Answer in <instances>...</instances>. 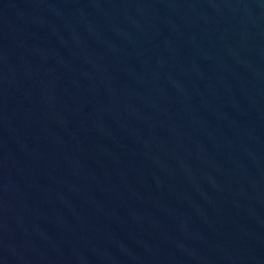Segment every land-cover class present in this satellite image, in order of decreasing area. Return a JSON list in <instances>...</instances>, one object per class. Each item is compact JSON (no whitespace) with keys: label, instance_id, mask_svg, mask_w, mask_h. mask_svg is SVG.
Returning <instances> with one entry per match:
<instances>
[{"label":"water","instance_id":"1","mask_svg":"<svg viewBox=\"0 0 264 264\" xmlns=\"http://www.w3.org/2000/svg\"><path fill=\"white\" fill-rule=\"evenodd\" d=\"M0 264H264V0H0Z\"/></svg>","mask_w":264,"mask_h":264}]
</instances>
